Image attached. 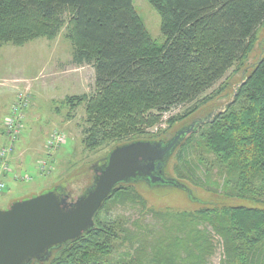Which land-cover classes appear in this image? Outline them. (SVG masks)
Instances as JSON below:
<instances>
[{"label":"trees","instance_id":"16d2710c","mask_svg":"<svg viewBox=\"0 0 264 264\" xmlns=\"http://www.w3.org/2000/svg\"><path fill=\"white\" fill-rule=\"evenodd\" d=\"M147 1L160 15L163 45L150 36L134 0H0V49L53 40L68 22L75 64L95 72L91 96L65 100L86 106L88 149L165 141L154 130L163 117L197 101L245 60L264 24V0ZM230 100L176 149L175 180L264 206V55ZM135 186L119 185L92 231L33 264H210L217 252L219 264H264V208L212 204L159 213ZM126 205L139 207L140 218L114 213Z\"/></svg>","mask_w":264,"mask_h":264},{"label":"rangeland","instance_id":"374dc122","mask_svg":"<svg viewBox=\"0 0 264 264\" xmlns=\"http://www.w3.org/2000/svg\"><path fill=\"white\" fill-rule=\"evenodd\" d=\"M134 7L150 36L159 45H163L166 39L161 31L160 15L155 8L147 0H134ZM67 25L68 22L53 40L38 38L23 46L7 43L0 49V121L9 111L11 112V106L15 99L13 91L18 87L47 86L48 88L42 92L41 97H37L35 102L37 105L28 116L26 129L23 122L26 119V110L33 104V100L23 92L19 93L30 99V105L23 110L24 120L21 123L18 141L23 140L25 147L22 152L25 153L32 148L39 151V154L34 153L33 157L30 156L31 154L26 156L25 162L29 166L27 172L29 174H26V170H21L20 177L28 176L32 178L31 181L22 180L24 182L19 184H14L13 181L8 182V180L4 182L7 189L0 197V210L8 209L15 202L31 199L55 188H61L69 193L71 202L76 201L92 186L97 175L96 169L103 164V161L114 149L121 146L118 142H110L96 149H88L84 143V132L87 128L86 106L81 104L76 108L72 104L65 103L66 98L70 96H91L95 83L93 68L87 65L80 67L74 62L73 47L65 39V34L68 31ZM263 55L264 24L258 29L247 58L241 63H237L216 86L197 101L175 108L166 114L154 129L159 131L158 138L164 137L165 141H169L181 129L190 126L193 121L206 119L214 111L225 107L236 87L252 73ZM206 99H208L207 103H203ZM195 108L197 111L188 113ZM181 117L185 118L178 119ZM173 118L178 120L170 123ZM24 129L26 134L22 136ZM4 132L6 133L5 128ZM55 133L63 134L66 137V142L57 144L56 147L53 146V149L47 148L48 167H46V172L40 171L46 175L45 178H39L36 167L43 161L44 150ZM27 134L26 142L23 138ZM141 140L146 141L145 139L137 141ZM31 150L28 154L31 153ZM176 155L175 151L166 166L165 175L168 179H178L173 170ZM23 157L24 155L21 154L19 159L23 160ZM9 166L8 171L11 169ZM181 183L192 191L194 199L185 190L175 187H150L144 182H140L136 183L135 189L146 200L148 209L159 213L197 212L212 207V204L264 208V206L250 201L225 199L206 192L187 181H181ZM113 211L116 215L125 216L131 221L140 218L139 207L132 209L131 205L118 206ZM147 222H153L151 215L147 216ZM220 255L217 252L210 264H219Z\"/></svg>","mask_w":264,"mask_h":264},{"label":"water","instance_id":"95a60500","mask_svg":"<svg viewBox=\"0 0 264 264\" xmlns=\"http://www.w3.org/2000/svg\"><path fill=\"white\" fill-rule=\"evenodd\" d=\"M195 120L169 141H135L114 149L96 169L92 186L76 201L61 188L13 203L0 210V264L46 262L54 250L95 228L94 218L121 184L145 182L150 187L168 186L187 192L168 179V161L185 137L210 122Z\"/></svg>","mask_w":264,"mask_h":264},{"label":"crops","instance_id":"0c3cea01","mask_svg":"<svg viewBox=\"0 0 264 264\" xmlns=\"http://www.w3.org/2000/svg\"><path fill=\"white\" fill-rule=\"evenodd\" d=\"M46 89H48L47 86H23V88H22V86H20V88L18 87L17 90L13 91L14 97H15V99L13 101V104L15 103L17 95L20 92H23V93L27 94V96L31 97L32 100H33V104H31V106L26 110V119H25V122H23V123H25V129H26V122H27L28 116L31 115V110L34 108L35 105H37V104H35V102L37 101V97H41L42 96V92L45 91ZM13 104H12V106H13ZM12 106H11V108H12ZM9 112L4 117H2L3 119H2V121H0V150L5 145H7V143H8V140H7L6 134L4 132V128H3V123H4L5 119L7 118ZM25 129H24V132H23L22 136H24V134H26V130ZM23 139H25V141L27 142L28 134L25 135V137ZM22 141L23 140L18 141L17 146L15 148V152H13V155L8 160V163L10 165L9 167L11 168L10 171H8L6 174H4L2 176V178H0V180H2V181L4 180V182L6 180H8V182L9 181H13L14 184H19L21 182H24V181H22V180H24V178L20 177L21 176V170H26V174H29V173H27L28 169H29V166L26 165L25 158H26L27 155H30V154H31L30 155L31 157L34 156V153H36V155H37V153L39 154V151H36V149L30 148L27 151H25V153L22 152L23 148L25 147ZM29 144H30V142H29ZM20 149H22V150H20ZM30 150H31V153L28 154V152ZM21 154L24 155L23 160L19 159V158H21ZM18 160L19 161L21 160V162H19ZM46 161H48V150H47V147H46V150H44L43 161H41V162H46ZM41 162H40V164H41ZM40 164L37 165V167H36V173H38V177L39 178H45L46 174L40 172V168H39ZM15 175H16V177H15ZM2 195L3 194H1L0 197Z\"/></svg>","mask_w":264,"mask_h":264},{"label":"built area","instance_id":"2783aa9c","mask_svg":"<svg viewBox=\"0 0 264 264\" xmlns=\"http://www.w3.org/2000/svg\"><path fill=\"white\" fill-rule=\"evenodd\" d=\"M30 105V99L27 96H24L23 94H19L16 98L15 103L13 104L11 108L10 114L7 116L5 121V131H6V137L8 140L7 146L3 147L0 150V176L2 177L4 174L8 172V160L10 156L15 151V148L17 146L18 137L20 135L21 131V123L24 120V114L23 110ZM66 142V137L62 134L55 133L52 138L49 140L48 146L50 149H53L52 147L57 144H63ZM48 164L47 162H43L40 164V171L46 172ZM26 181H31L32 179L30 177L24 178ZM7 189V186L4 182L0 181V195L4 193V191Z\"/></svg>","mask_w":264,"mask_h":264},{"label":"flooded vegetation","instance_id":"af4514ba","mask_svg":"<svg viewBox=\"0 0 264 264\" xmlns=\"http://www.w3.org/2000/svg\"><path fill=\"white\" fill-rule=\"evenodd\" d=\"M194 122V121H193Z\"/></svg>","mask_w":264,"mask_h":264}]
</instances>
